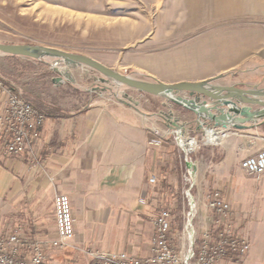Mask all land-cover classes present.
<instances>
[{"label": "crops", "instance_id": "crops-1", "mask_svg": "<svg viewBox=\"0 0 264 264\" xmlns=\"http://www.w3.org/2000/svg\"><path fill=\"white\" fill-rule=\"evenodd\" d=\"M182 2L181 15L188 21L181 22L178 44L145 48L141 69L165 84L219 78V86H259L242 79L255 69L239 76L233 71L245 65L259 68L256 73L264 70V0H238L236 5L222 0L220 15L213 11L214 0ZM146 98L152 108L142 112L97 100L73 110L52 105L70 116L47 119L40 138L31 143L33 157H10L1 123L6 97L0 92V235L5 234L2 218L12 209L15 231L39 241L56 239L54 199L64 194L71 201L75 234L65 250L47 251L49 264H91L85 250L149 257L153 217L176 204L181 157L172 141L151 145L145 117L165 110L166 100ZM210 128L223 140L211 148L202 176L204 222L207 226L212 220L206 195L220 190L235 213L237 234L251 244L245 258L219 264H264V177L257 182L241 168L243 160L264 147V124L248 130ZM203 129L199 123L184 128L196 137Z\"/></svg>", "mask_w": 264, "mask_h": 264}, {"label": "rangeland", "instance_id": "rangeland-1", "mask_svg": "<svg viewBox=\"0 0 264 264\" xmlns=\"http://www.w3.org/2000/svg\"><path fill=\"white\" fill-rule=\"evenodd\" d=\"M182 1L185 0H0V43L49 47L89 57L120 74L154 83L157 82L155 78L141 69L142 56L148 53L144 50L149 46L158 48L156 44L164 42H169L171 47L176 45L181 22L186 19L181 15L185 5ZM214 1L213 11L220 15L222 0ZM229 1L236 5L238 0ZM0 56L5 55L0 53ZM258 69L245 65L233 74L239 76L254 70L252 74L243 73L242 79L248 85H259L248 89L264 90V70L256 73ZM0 76L29 102L38 98L48 105H61L67 110L87 108L95 100L127 104L141 112L152 108L147 94L119 85L89 67L71 66L55 59L1 57ZM59 78L62 82L56 81ZM168 111L169 107L160 112ZM160 112L146 117L156 118ZM181 114L184 113L177 109L176 116ZM162 121L166 125V119ZM183 132L196 137L192 131ZM197 139L199 145L189 153L188 162L186 154L177 147V154L181 157V186L175 206L165 208L171 212L174 229L180 233L185 225V211L189 209L185 195L189 188V165L198 171L197 183L193 187L198 204L195 225L199 234L207 227L201 209L202 176L208 169L211 148L220 144L210 143L216 141L204 131ZM169 141L173 142L172 139ZM208 216L211 217L209 212ZM2 225L5 234L14 233L12 209L2 218Z\"/></svg>", "mask_w": 264, "mask_h": 264}, {"label": "built area", "instance_id": "built-area-1", "mask_svg": "<svg viewBox=\"0 0 264 264\" xmlns=\"http://www.w3.org/2000/svg\"><path fill=\"white\" fill-rule=\"evenodd\" d=\"M0 92L6 97V106L1 123L4 128L5 154L22 157L30 153L31 143L41 136L47 117L12 89L0 76ZM165 117L160 112L156 118L145 117L151 134V145L160 147L172 139L175 145L186 154L194 152L199 145L197 137L184 129H174L164 124ZM210 130L206 131L207 134ZM218 134V132H216ZM187 143L182 145V139ZM195 143L194 147H190ZM241 168L260 182L264 177V147L241 163ZM152 178L151 183H155ZM188 211H185V225L182 232L174 229L171 212L162 209L152 219L154 236L151 253L147 258H138L125 252L85 250L91 264H219L227 259H243L250 250L248 239L239 236L234 228L235 213L231 204L220 190L206 195V209L211 215V224L199 234L195 225L198 204L193 191L196 212L193 213L192 201L187 191ZM144 203V201H142ZM55 224L57 237L50 241H39L25 237L19 231L0 235V264H49L48 250L63 251L69 247L75 234V218L71 201L67 195L57 194L54 199Z\"/></svg>", "mask_w": 264, "mask_h": 264}, {"label": "water", "instance_id": "water-1", "mask_svg": "<svg viewBox=\"0 0 264 264\" xmlns=\"http://www.w3.org/2000/svg\"><path fill=\"white\" fill-rule=\"evenodd\" d=\"M0 53L34 60L55 59L71 66H86L119 85L162 98L166 100L164 108L169 107L167 113H162L168 126L174 129H184L188 125L199 123L204 127V132L211 130L216 133L213 128L206 127L213 124L216 128L223 127L227 130H248L264 124V90L257 88L219 86L215 84L219 78L199 83L144 82L120 74L89 57L49 47L0 43ZM56 81L62 82V79ZM177 109L186 114L176 116Z\"/></svg>", "mask_w": 264, "mask_h": 264}, {"label": "trees", "instance_id": "trees-1", "mask_svg": "<svg viewBox=\"0 0 264 264\" xmlns=\"http://www.w3.org/2000/svg\"><path fill=\"white\" fill-rule=\"evenodd\" d=\"M8 57L10 59L18 58V57H13V56H8ZM32 99L33 100L30 103L34 106L35 109H37L39 112L44 114L47 117V119L57 120V119L68 118L70 116V113H68L67 111H64L60 107H54V106L48 105L38 98H32Z\"/></svg>", "mask_w": 264, "mask_h": 264}, {"label": "bare ground", "instance_id": "bare-ground-1", "mask_svg": "<svg viewBox=\"0 0 264 264\" xmlns=\"http://www.w3.org/2000/svg\"><path fill=\"white\" fill-rule=\"evenodd\" d=\"M177 100H179L178 98H176ZM207 136L216 141V142H210V143H221L222 140H223V137L212 132V131H209ZM182 145L186 144L187 143V140L186 138H183L182 139ZM195 146V143H191L190 147H194ZM197 178H198V171L197 169H195L192 165H189L188 167V183H189V188L187 190V194L189 195V197L191 198V201H192V206H193V213L196 212V209H195V203H194V199H193V194H192V191H193V187L195 186V184L197 183Z\"/></svg>", "mask_w": 264, "mask_h": 264}]
</instances>
